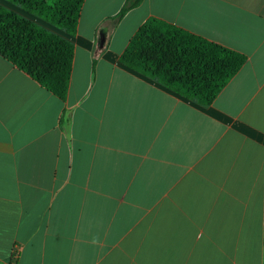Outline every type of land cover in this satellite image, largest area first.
<instances>
[{"label": "crops", "instance_id": "0c3cea01", "mask_svg": "<svg viewBox=\"0 0 264 264\" xmlns=\"http://www.w3.org/2000/svg\"><path fill=\"white\" fill-rule=\"evenodd\" d=\"M0 5L75 48L65 101L0 56V264H264V0ZM151 19L247 62L189 100L121 62Z\"/></svg>", "mask_w": 264, "mask_h": 264}, {"label": "trees", "instance_id": "16d2710c", "mask_svg": "<svg viewBox=\"0 0 264 264\" xmlns=\"http://www.w3.org/2000/svg\"><path fill=\"white\" fill-rule=\"evenodd\" d=\"M58 29L75 35L85 0H6ZM142 0H129L121 11L136 8ZM74 45L18 13L0 5V56L30 75L53 95L65 101L70 87ZM128 68L203 106L245 66L247 57L237 51L181 30L157 19L145 23L121 56ZM264 255V254H263Z\"/></svg>", "mask_w": 264, "mask_h": 264}, {"label": "built area", "instance_id": "2783aa9c", "mask_svg": "<svg viewBox=\"0 0 264 264\" xmlns=\"http://www.w3.org/2000/svg\"><path fill=\"white\" fill-rule=\"evenodd\" d=\"M17 256H18V255L16 254V255H15V258H17Z\"/></svg>", "mask_w": 264, "mask_h": 264}]
</instances>
